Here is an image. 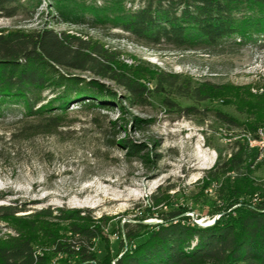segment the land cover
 <instances>
[{"label": "rangeland", "instance_id": "rangeland-1", "mask_svg": "<svg viewBox=\"0 0 264 264\" xmlns=\"http://www.w3.org/2000/svg\"><path fill=\"white\" fill-rule=\"evenodd\" d=\"M77 2L65 3L79 20L75 23L64 19L52 0H13L0 11V34L52 31L72 36L99 50V61L115 75L130 78L146 92L129 100L114 81L55 65L61 86L35 97L32 110L40 114L29 115L18 103L0 104V208L17 212L0 215V247L11 238L26 240L35 256L54 253L50 264L67 258L55 248L78 238L71 234L73 225L99 229L102 237L93 249L102 258L111 247L114 258L126 250L128 230L145 232L137 227L141 222L157 225L175 213L193 223L218 219L227 203L223 179L215 180L218 170L212 167L218 152L228 159L242 128L222 123L216 113L241 125L264 119V41L221 51L177 52L144 43L110 22L96 23L90 8L102 10L109 6L106 0ZM142 5L140 0L122 2L124 10ZM159 73L189 77L216 91L199 105L156 93ZM93 86L104 96L97 106L83 105L88 97L81 93ZM62 92L69 97L63 109L41 111ZM189 107L193 113L180 111ZM55 116L57 126H45ZM256 147L260 161L264 145ZM250 177L256 185L264 182V166L251 168ZM258 188L239 201L255 204L264 198Z\"/></svg>", "mask_w": 264, "mask_h": 264}, {"label": "trees", "instance_id": "trees-1", "mask_svg": "<svg viewBox=\"0 0 264 264\" xmlns=\"http://www.w3.org/2000/svg\"><path fill=\"white\" fill-rule=\"evenodd\" d=\"M12 1L0 0V11L6 10ZM140 1L143 5L134 10H124L123 0H106L108 7L97 10L99 13L94 8L90 11L96 23L110 22L144 43L177 52L206 48L221 51L226 46L243 47L264 41V0ZM79 2L52 0L63 18L75 23L79 20L71 16L74 12L65 3ZM98 57H102L99 50L89 49L78 39L64 33H1L0 104L18 103L29 115L40 114V111L32 110L38 103L35 97L51 86H61V78L55 79V65L91 72L114 81L129 93V100L143 96L145 88L126 76L115 75ZM215 89L210 84L195 83L189 77L165 73L156 76V93L186 98L195 105L210 99ZM62 93L41 111L63 109L69 97ZM82 94L88 97L83 105L90 107L99 105L98 101L104 96L96 86ZM165 103L174 106L168 100ZM193 110L194 107H189L180 111L193 113ZM216 116L224 124L239 125L242 131L240 141L236 142L228 159L224 161L221 152H218L212 167L218 170L215 180L218 176L223 179L221 186L225 193L222 192V195L225 194L223 200L227 203V210L221 211V216L213 225L198 226L187 216L179 217L178 213L171 214L157 225L139 223L137 227L145 232L136 235L128 230L124 240L126 250L117 253L114 258L111 257V247H106L102 258H98L93 249V242L102 237L99 229L73 225L71 234L78 238L59 243L55 248V253L67 256L61 264H67V260L70 261L68 264H110L112 259H116L114 264H264V198H259L255 204L251 200L239 201L248 194L253 195L256 187L264 192V182L256 185L250 177L251 168L264 166V159L258 161V150L250 148L245 139L246 136L257 138L258 125L264 119L258 117L241 125L219 112ZM48 119L45 126H57L56 116ZM155 204L158 205L157 202ZM16 213L11 208H0V215L3 216H14ZM138 238L141 241L135 243ZM52 255L55 254L35 256L26 240L11 238L0 247V264H50Z\"/></svg>", "mask_w": 264, "mask_h": 264}, {"label": "bare ground", "instance_id": "bare-ground-1", "mask_svg": "<svg viewBox=\"0 0 264 264\" xmlns=\"http://www.w3.org/2000/svg\"><path fill=\"white\" fill-rule=\"evenodd\" d=\"M262 130H264V128H261ZM257 138H258V132H257ZM247 141H248V145L250 148H257L256 145H264V133L261 134V138L260 140H256V139H252L250 136H246ZM261 151V150H260ZM262 151H264V149H262ZM210 221H208L209 223Z\"/></svg>", "mask_w": 264, "mask_h": 264}, {"label": "water", "instance_id": "water-1", "mask_svg": "<svg viewBox=\"0 0 264 264\" xmlns=\"http://www.w3.org/2000/svg\"><path fill=\"white\" fill-rule=\"evenodd\" d=\"M217 218H214L212 221H210L209 223H206V224H201L200 222H196V224L198 226H201V227H209L211 225H213V223L215 222ZM141 224H144V225H153L155 224V222L153 221H144V222H141Z\"/></svg>", "mask_w": 264, "mask_h": 264}, {"label": "built area", "instance_id": "built-area-1", "mask_svg": "<svg viewBox=\"0 0 264 264\" xmlns=\"http://www.w3.org/2000/svg\"><path fill=\"white\" fill-rule=\"evenodd\" d=\"M262 133H264V130H262V129H258V138H254V139H256V140H260V138H261V134Z\"/></svg>", "mask_w": 264, "mask_h": 264}]
</instances>
